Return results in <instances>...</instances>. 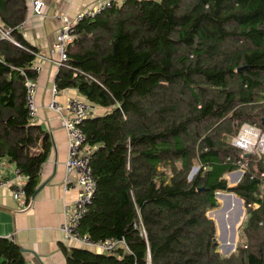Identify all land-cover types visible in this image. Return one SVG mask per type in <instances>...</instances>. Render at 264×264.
Here are the masks:
<instances>
[{
	"label": "trees",
	"instance_id": "1",
	"mask_svg": "<svg viewBox=\"0 0 264 264\" xmlns=\"http://www.w3.org/2000/svg\"><path fill=\"white\" fill-rule=\"evenodd\" d=\"M28 15V0H0V26L18 44L0 40V160L26 178L27 201L51 147L26 108L37 55L19 32ZM66 54L56 90L103 111L79 125L95 180L79 230L127 246L74 248L67 264H264V158L244 159L235 186L225 179L243 159L230 139L244 124L264 133V0H114L75 26ZM219 192L246 209L228 257L207 217ZM0 264H26L6 238Z\"/></svg>",
	"mask_w": 264,
	"mask_h": 264
},
{
	"label": "crops",
	"instance_id": "2",
	"mask_svg": "<svg viewBox=\"0 0 264 264\" xmlns=\"http://www.w3.org/2000/svg\"><path fill=\"white\" fill-rule=\"evenodd\" d=\"M41 1L44 4L42 14L32 15L29 12L19 32L37 51L34 65L40 68V72L35 78L38 87L35 97L37 114L33 124L48 134L51 147L40 171L39 184L30 198L29 209H25L29 200L22 198L16 201L7 188L0 186V238L9 239L18 245L26 264H67L70 250L79 247L65 238L60 227L65 219L64 206L76 193L63 191L67 137L60 117L48 109L60 68L58 56L51 49L62 28L59 16L66 15L73 19L106 0ZM28 5L31 8L30 0ZM71 98L85 101L75 89L58 91L55 97L61 106ZM102 112L98 109L93 115ZM15 169V165L0 160V179L14 178Z\"/></svg>",
	"mask_w": 264,
	"mask_h": 264
},
{
	"label": "built area",
	"instance_id": "3",
	"mask_svg": "<svg viewBox=\"0 0 264 264\" xmlns=\"http://www.w3.org/2000/svg\"><path fill=\"white\" fill-rule=\"evenodd\" d=\"M114 0H106L101 5H97L94 8L88 10L85 13H80L75 18L70 19L66 15L59 16L58 19L62 22V28L58 32L56 39L52 45V53L58 56V66L63 67L67 61L66 48L71 44L75 35V26L84 18H94L101 13L104 9L110 8ZM121 3L125 0H116ZM32 15H41L44 4L41 0H30ZM20 29V27H19ZM0 40H9L13 44H18L12 40L10 36V30H3L0 26ZM32 70L35 74L40 72V68L33 65ZM37 83L35 79L25 78V102L29 117L34 120L37 114V108L35 103V97L37 93ZM58 91L54 86L52 89V99L48 104V109L54 112L60 117L62 128L65 131L67 137V153L65 160V176L63 179V191H74L75 197L64 206V222L60 227V231L63 233L67 240L74 242L79 248L89 250L98 254H111L120 248L126 249V244L123 239H107V240H92L88 235L83 234L79 230V224L84 215L87 212V208L90 205L94 193H95V180L92 176L91 169L89 167V158L86 152L85 137L81 132L79 125L88 117L93 115L98 109L92 104L79 99H69L65 105L61 106L56 101L55 97ZM244 128H250L258 132L257 138H260L258 143L259 159L264 158V135H260V132L252 125L244 124L241 131ZM240 131V133H241ZM239 133V134H240ZM239 137V136H238ZM235 139L234 144L231 146L244 150ZM238 170L241 175L247 167V162L244 158L237 163ZM25 181L26 178L22 175L19 169H15L14 178L12 179H0V186L5 187L11 194V197L18 201L25 198ZM31 200H29L25 206V209H29L31 206ZM150 261L148 259V263Z\"/></svg>",
	"mask_w": 264,
	"mask_h": 264
},
{
	"label": "water",
	"instance_id": "4",
	"mask_svg": "<svg viewBox=\"0 0 264 264\" xmlns=\"http://www.w3.org/2000/svg\"><path fill=\"white\" fill-rule=\"evenodd\" d=\"M29 12H31V8L29 7ZM248 157V155H244V158ZM197 172V168H193L190 172L189 179ZM238 173L241 176L239 171L229 173L228 175ZM238 176L237 180L232 181L229 186H235L239 181L240 178ZM235 204V211L226 214L231 208L232 205ZM243 201L235 196L233 193H217V208L212 210L208 214V218L214 222L215 226V237L213 238V242L218 243L221 241V248L224 252H228L229 250L233 251L235 249V235L239 227L241 226L245 214L243 211ZM233 213V214H232ZM212 215L218 216L219 221L215 222L214 219L211 217ZM243 215V219H242ZM219 246V244H218Z\"/></svg>",
	"mask_w": 264,
	"mask_h": 264
},
{
	"label": "rangeland",
	"instance_id": "5",
	"mask_svg": "<svg viewBox=\"0 0 264 264\" xmlns=\"http://www.w3.org/2000/svg\"><path fill=\"white\" fill-rule=\"evenodd\" d=\"M254 128L257 129V130L260 132V135H264V133L261 132V130H259V129L256 128V127H254ZM241 129H242V127L240 128V130H239V132H238V134H237L236 137L230 139V144H232V145L234 144L235 139H237L238 136L240 135L239 133H240ZM261 137H262V136H261ZM261 137H259L258 139H256V135H255V136H254V135H251V136H250V139L253 140V141H255V146H252V148H250L249 150H244V149H240V148H237V147H236V149L240 150V152L242 153V158H244V155H245V154L248 155V157H245L244 159L251 158L252 156H253V157H256V158H259V157H258V152H260V151H259V145H258V143H259ZM263 138H264V137H263ZM234 148H235V147H234ZM246 162H248V161H246ZM235 172H236V171H235ZM238 176H239L238 173H234V174H231V175L226 174V175H225V179L227 180L228 185H230V183H232V181L234 182V180H237V179H238ZM239 177H242V175L239 176ZM240 179H241V178H240ZM242 206H243L244 214H246V209H245V207H244V204H243ZM213 210H214V209H213ZM211 211H212V210H211ZM211 211H209V212L207 213V216H208V214H209ZM212 212H213V211H212ZM212 212H211V213H212ZM211 217H213V215H212ZM238 230H239V229H238ZM238 242H239V235H238V231H237V234H236V237H235V249H236V247H237V245H238ZM218 244H219L218 252L220 253V255H222V256H224V257H228V256H230V255L235 251V249H234L233 251L229 250L228 252H224V251L222 250V248H221V241H218Z\"/></svg>",
	"mask_w": 264,
	"mask_h": 264
},
{
	"label": "bare ground",
	"instance_id": "6",
	"mask_svg": "<svg viewBox=\"0 0 264 264\" xmlns=\"http://www.w3.org/2000/svg\"><path fill=\"white\" fill-rule=\"evenodd\" d=\"M251 135H254V136L256 135V138H257L258 132L255 131V130H252L250 128H244L241 131V133H240V135L238 137V140L236 142L239 145H241L243 148L248 149L255 142V141H253V140L250 139V136ZM262 141L264 142V138H263ZM234 211H235V204L232 205V208L226 214H229L230 212H234ZM212 218L214 219L215 222H218L219 221V217L218 216L213 215ZM235 237H236V235H235Z\"/></svg>",
	"mask_w": 264,
	"mask_h": 264
}]
</instances>
